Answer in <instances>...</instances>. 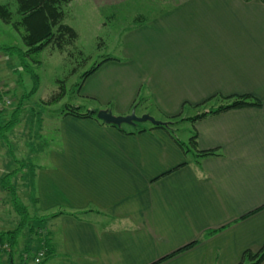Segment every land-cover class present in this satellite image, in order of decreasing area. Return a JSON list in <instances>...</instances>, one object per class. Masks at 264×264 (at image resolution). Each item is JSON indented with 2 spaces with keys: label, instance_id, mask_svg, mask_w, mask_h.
<instances>
[{
  "label": "crops",
  "instance_id": "obj_1",
  "mask_svg": "<svg viewBox=\"0 0 264 264\" xmlns=\"http://www.w3.org/2000/svg\"><path fill=\"white\" fill-rule=\"evenodd\" d=\"M95 1L110 7L116 0ZM159 5L139 10L124 39L132 85L120 114L144 93L168 121L185 103L203 106L183 116L192 117L229 95L249 94L262 105L175 120L173 128L192 124L188 141L197 133L199 149L218 150L198 159L155 124L128 134L94 118H62L64 147L51 153L59 177L45 170L38 178L47 194L35 197L40 208L31 215L45 219L46 264H151L224 226L161 264H236L264 245V0ZM29 178L31 186L34 173ZM22 262L0 253V264Z\"/></svg>",
  "mask_w": 264,
  "mask_h": 264
},
{
  "label": "rangeland",
  "instance_id": "obj_2",
  "mask_svg": "<svg viewBox=\"0 0 264 264\" xmlns=\"http://www.w3.org/2000/svg\"><path fill=\"white\" fill-rule=\"evenodd\" d=\"M162 1L116 0L110 7H101L95 0H72L64 7L66 14L63 21L77 30L75 42L72 41L64 49L51 43L44 49L29 54L21 53L29 49L22 39L21 27H14L13 23L4 21L0 16V47H13V50L0 48V87H4V91H0V111L3 110L0 112V126L11 118L22 96L34 87L33 72L28 66L40 79L38 91L23 101L20 122L13 128H0V232L15 229L22 219L15 207V197L35 217L36 210L40 208L35 197L45 198L47 194L42 191L38 178H43L45 170H51V173L55 172L59 177L60 170L57 166L54 167L55 159L51 153L64 147L61 121L62 118L71 116L64 114L67 105L80 106L82 111L96 109L99 112L109 109L115 115H122L119 111L127 109L124 101L129 94L125 90H129L132 84L124 73V39L133 25V18L138 16L137 12L141 9L145 12L146 9H159ZM0 4L8 5L13 11L14 21L20 18L15 0H0ZM112 11L115 12L114 15ZM102 61L105 64H101L84 82V72ZM59 92H63L60 99L46 102ZM145 108L157 120L168 121L158 115L160 113L154 97H147L145 93L138 96L130 113L135 111L137 116H142L139 114ZM200 108L203 109L201 104L192 106L185 103L171 120L183 121L181 117L193 115ZM151 125L153 123L148 120L139 122V126ZM175 128L176 134L188 143V138L193 133L192 124L184 121ZM3 166L19 173L11 182L14 189L1 184V178L9 173L3 170ZM33 173L35 179L30 186L29 174L32 176ZM21 176L25 178L22 184L15 180ZM44 224V221L38 223L37 218L30 219L15 247L16 257L21 260L22 251L28 246V263H34L37 225Z\"/></svg>",
  "mask_w": 264,
  "mask_h": 264
},
{
  "label": "trees",
  "instance_id": "obj_3",
  "mask_svg": "<svg viewBox=\"0 0 264 264\" xmlns=\"http://www.w3.org/2000/svg\"><path fill=\"white\" fill-rule=\"evenodd\" d=\"M17 2V13L20 15V18L17 21H14V13L10 10L8 5L0 4V16L1 18L8 22L13 23L14 27L20 29L21 27V35L22 39L25 42V44L29 47L27 51H21V53L29 54L32 52H36L39 50L44 49L46 46L50 45L51 43L54 46H58L59 48L64 49L67 45L71 44L72 41L75 42V40L78 37L77 30L69 25L68 23H65L64 17H65V6L68 5L72 0H15ZM3 50H13V47H0ZM110 59V58H108ZM105 61L100 62L99 64L92 67L90 70L84 72L83 74V80H85L91 76L94 72L98 70V68L103 64ZM28 69L33 72V78L35 80L34 87L29 93H26L22 96V99L20 100L19 106L16 107L15 110H13V114L11 118L5 120L4 125H1L0 128H13L20 122V116L23 109V101L25 98L31 97L33 94H35L40 86V79L39 75L33 71V69L28 66ZM82 84V83H81ZM83 85V84H82ZM82 85H80L82 87ZM0 91H4V88H2ZM63 95V92H59L56 95H53L50 99H48L46 102L50 103L52 101H56L61 98ZM222 101H225L224 103L218 105L215 108L206 109L192 117H183L181 120H197L200 118H203L209 114L219 113L224 110L232 109V108H239L244 106H260L262 105V102L253 97L249 94H242V95H229L226 97H221ZM1 110L0 112H2ZM65 115H71L79 118H94L102 123H105L103 120L98 118V110L91 109L87 111H82L81 107H75L72 105H67L65 110ZM176 117V116H173ZM172 118V117H171ZM171 120V119H170ZM108 124V123H107ZM175 124V121H167L163 122L158 125H153L154 128H164L166 129L170 135L173 136L176 142L185 150V153L188 154L195 149V155L198 158H202L204 156L208 155H214L218 154V150L213 149H205L201 150L197 146V133H195L189 140L188 143L182 141L175 133V130L173 128V125ZM114 125V124H111ZM117 126V125H114ZM139 123L135 124H122L119 127L123 132L131 134V133H137L142 132L146 130L145 128H138ZM192 147H191V146ZM187 163V162H186ZM185 163V164H186ZM15 172H9L7 173L4 178H2V185H4L6 188L13 189L11 184L12 177ZM16 203V210L22 215V219L19 222L18 226L15 229L3 231L0 232V243H9V250L8 249H2L0 250V253H8L10 256H14V249L19 243V238L21 236V233L25 229L27 223H29L30 219L33 218L27 206L21 204L18 202L17 198L15 199ZM38 223L41 221H44V217H36ZM32 229H35V226H32ZM42 226L37 225L36 232L38 233V236H36L37 245L41 246L38 250L36 256H34V263L35 264H46L50 255V249L48 245V239L46 237V231L43 229ZM225 228L221 227L219 229H210L207 230L203 236L199 239H196L185 246L179 248L178 250L167 254L166 256L160 258L159 260L151 263V264H161L165 261H168L169 259L175 257L177 254L187 251L193 247H195L197 244H199L203 239H206L219 231L223 230ZM44 232L43 234H40V232ZM44 249L45 257L41 260V262H36V257L38 253ZM28 253V246L22 251L21 254V261L24 262V264L28 263L27 255ZM22 262V263H23ZM236 264H264V245L258 249V250H252L247 249L244 251L242 258L240 261H238Z\"/></svg>",
  "mask_w": 264,
  "mask_h": 264
},
{
  "label": "water",
  "instance_id": "obj_4",
  "mask_svg": "<svg viewBox=\"0 0 264 264\" xmlns=\"http://www.w3.org/2000/svg\"><path fill=\"white\" fill-rule=\"evenodd\" d=\"M98 118L103 120L105 123L114 124L120 126L125 123L135 124L137 122L151 121L153 124L158 125L163 123V121L157 120L150 114H143L142 116H137L135 111H132L126 115H115L109 109H103L98 112Z\"/></svg>",
  "mask_w": 264,
  "mask_h": 264
},
{
  "label": "built area",
  "instance_id": "obj_5",
  "mask_svg": "<svg viewBox=\"0 0 264 264\" xmlns=\"http://www.w3.org/2000/svg\"><path fill=\"white\" fill-rule=\"evenodd\" d=\"M8 100V99H7ZM8 103H10V100H8L7 101ZM9 243H3V244H1L0 243V250H2V249H8L9 250ZM45 250L44 249H42L39 253H38V255H37V257H36V262H41V260L45 257Z\"/></svg>",
  "mask_w": 264,
  "mask_h": 264
}]
</instances>
